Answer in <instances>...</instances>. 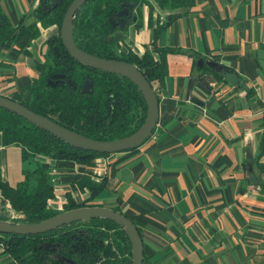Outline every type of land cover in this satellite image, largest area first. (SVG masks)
Returning <instances> with one entry per match:
<instances>
[{"label":"crops","instance_id":"obj_1","mask_svg":"<svg viewBox=\"0 0 264 264\" xmlns=\"http://www.w3.org/2000/svg\"><path fill=\"white\" fill-rule=\"evenodd\" d=\"M37 3L0 0V13L12 26L21 18L38 24ZM40 28L26 45L0 44V95L27 98L34 63L59 34L55 24ZM112 37L116 51L148 47L146 8L139 27ZM155 43L192 55L166 54V73L152 82L158 111L150 136L89 163L35 156L49 163L54 196L46 204L60 207L66 191L84 198L86 187L75 182L104 176L87 202L117 205L139 226L141 264H264V0H193ZM22 162L18 145H0V176L10 185L22 178ZM0 264H17L1 242Z\"/></svg>","mask_w":264,"mask_h":264},{"label":"trees","instance_id":"obj_2","mask_svg":"<svg viewBox=\"0 0 264 264\" xmlns=\"http://www.w3.org/2000/svg\"><path fill=\"white\" fill-rule=\"evenodd\" d=\"M34 22L24 25L21 18L14 26L0 13V44L6 40L23 39L28 44L40 34V27L55 24L58 27L71 0H37ZM57 3L52 6V3ZM193 0H87L73 16V39L82 51L105 59L128 62L136 67L152 85L166 73V54L191 51L156 45L158 34L172 20L184 14ZM131 5L127 25L139 27L142 9L146 8V23L151 30L148 47L140 53L126 49L116 51V41L108 17ZM44 7V8H43ZM163 14V15H161ZM47 50L42 61H35L37 76L20 93L8 98L43 115L64 127L95 139H112L134 131L143 121L145 103L136 86L127 78L99 69L87 67L75 61L62 46L59 35L46 39ZM200 69H208L202 65ZM53 73L70 79L74 87L65 82L50 87L47 79ZM216 78L219 74L214 73ZM83 80L91 82L90 93H80ZM153 88V86H152ZM154 90V89H153ZM156 97L157 93L154 90ZM15 144L20 147V159L33 160L34 166L22 169V178L10 185L0 176V206L6 200L10 207L22 213L16 220L39 221L63 209L90 205L87 201L103 189L105 177L92 180L81 176L75 183L85 186L88 194L75 200L65 192L60 207L47 206L54 196L49 163L35 156L57 160H74L89 163L92 158L108 152H97L72 146L46 129L0 106V145ZM73 186V184L71 185ZM113 209L121 211L117 205ZM122 212V211H121ZM124 213V212H122ZM125 214V213H124ZM126 215V214H125ZM127 216V215H126ZM141 237L139 226L135 225ZM55 243L60 255L71 262L49 255L50 248L40 245ZM2 251L8 253L17 264H130V243L124 230L111 219L89 217L64 223L53 229L31 234L0 233Z\"/></svg>","mask_w":264,"mask_h":264},{"label":"water","instance_id":"obj_3","mask_svg":"<svg viewBox=\"0 0 264 264\" xmlns=\"http://www.w3.org/2000/svg\"><path fill=\"white\" fill-rule=\"evenodd\" d=\"M87 0H71L66 7L60 25H59V39L67 51V53L75 61L94 69H99L111 73L121 75L130 80L141 93L146 109L143 121L131 133L121 137L112 139H95L74 130L68 129L63 125L51 120L43 115H40L28 107L21 105L8 97L0 95V106L15 112L23 118L31 121L37 126L46 129L53 135L59 137L64 142L83 149L93 150L97 152H115L125 149H130L141 144L148 136H150L154 125L156 123L158 111V99L152 88V85L143 77V75L136 69V67L128 62L105 59L92 54H88L79 49L73 39V16L74 13L80 9L83 3ZM57 3H52L55 6ZM44 8V7H43ZM132 6L122 8L115 14L108 17V22L112 28L123 31L127 25V18L130 17ZM197 66H201L200 60L197 61ZM63 74H52L51 78L46 81L50 87H54L57 82L63 83ZM65 83L74 87L70 79H66ZM80 93L91 92V82L83 80L79 87ZM188 96V95H187ZM195 104L201 105V101L196 97H188ZM89 217H105L111 219L118 224L125 232L130 243V264H141L142 240L136 229L134 222L119 210L113 209L110 206L101 204L80 205L72 208L63 209L50 216H47L39 221L30 222L26 220H12L11 213L3 206H0V233H16V234H31L50 230L64 223H69L75 220L89 218ZM40 245L49 247L53 251V256L68 262L72 260L55 252V243L44 241Z\"/></svg>","mask_w":264,"mask_h":264},{"label":"built area","instance_id":"obj_4","mask_svg":"<svg viewBox=\"0 0 264 264\" xmlns=\"http://www.w3.org/2000/svg\"><path fill=\"white\" fill-rule=\"evenodd\" d=\"M3 204H4L3 205L4 208H6L8 211H10L12 219L17 218V217L20 218L22 216V213L20 211L14 210L11 207H9L10 205L6 200H4Z\"/></svg>","mask_w":264,"mask_h":264},{"label":"rangeland","instance_id":"obj_5","mask_svg":"<svg viewBox=\"0 0 264 264\" xmlns=\"http://www.w3.org/2000/svg\"><path fill=\"white\" fill-rule=\"evenodd\" d=\"M22 164H23V167H26V168H30V167L33 166L31 160L23 161ZM0 198H1V196H0ZM76 199L79 201V200H81V199H83V198L76 197ZM91 200H92V199H90V201H91ZM88 201H89V200H88ZM88 203H90V202H88ZM3 205H4V204H3ZM3 205H2V206H3ZM3 207H4V206H3ZM9 207H10V206H9ZM16 219H19V218L17 217Z\"/></svg>","mask_w":264,"mask_h":264},{"label":"flooded vegetation","instance_id":"obj_6","mask_svg":"<svg viewBox=\"0 0 264 264\" xmlns=\"http://www.w3.org/2000/svg\"><path fill=\"white\" fill-rule=\"evenodd\" d=\"M53 74H58V73H53ZM51 75H52V74H51ZM51 75H50V78H51ZM50 78H49V79H50ZM51 79H53V80H54V78H51ZM47 80H48V79H47ZM65 80H66V79H64V77H63V82H65ZM56 84H60V83H59V82H57ZM56 84H55V85H56ZM52 254H53V251H52V250H50V252H49V255H50V256H53ZM53 257H54V256H53Z\"/></svg>","mask_w":264,"mask_h":264}]
</instances>
